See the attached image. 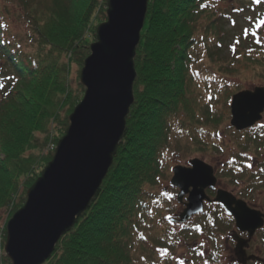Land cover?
<instances>
[{"label":"trees","instance_id":"16d2710c","mask_svg":"<svg viewBox=\"0 0 264 264\" xmlns=\"http://www.w3.org/2000/svg\"><path fill=\"white\" fill-rule=\"evenodd\" d=\"M14 1L30 22L21 37L0 3V210L9 208L10 215L51 161L48 142L56 145L65 135L84 93L80 84L79 91L70 86V65L83 67L107 20L106 0ZM135 68L134 104L113 164L90 208L45 264H172L182 239L203 230L202 217L214 225L207 231L215 242V226L231 231L233 219L218 204L173 231L162 188L174 154H222V130L236 137L235 147L264 150V127H224L232 97L242 91L228 79L264 74V0H149ZM240 155L219 171L232 185L248 172ZM258 173L261 180L242 194L264 197V164ZM216 253L209 262H217ZM2 263L11 264L4 252Z\"/></svg>","mask_w":264,"mask_h":264},{"label":"water","instance_id":"95a60500","mask_svg":"<svg viewBox=\"0 0 264 264\" xmlns=\"http://www.w3.org/2000/svg\"><path fill=\"white\" fill-rule=\"evenodd\" d=\"M149 0H107V20L96 32V42L85 60L80 83L82 101L69 116V126L58 142L51 162L26 193V201L7 224L5 254L11 264H45L60 239L73 230L105 180L124 138L134 104L136 50L140 44ZM230 125L246 131L263 120L264 87L244 90L232 97ZM171 186L188 195L185 210L171 223L185 224L204 212L206 203H218L233 217L236 255L242 264L252 258L245 249L264 227V214L251 209L227 191L214 200L206 190L215 188L214 169L199 159L190 167L172 170Z\"/></svg>","mask_w":264,"mask_h":264},{"label":"rangeland","instance_id":"374dc122","mask_svg":"<svg viewBox=\"0 0 264 264\" xmlns=\"http://www.w3.org/2000/svg\"><path fill=\"white\" fill-rule=\"evenodd\" d=\"M0 3L3 5H7L6 6L7 10L10 11L9 12L10 16L8 15V17H9V21L11 23L12 29L16 33L21 34V37L27 35L29 32L28 27H29L30 21L27 19L26 15L24 16V13L16 6V1H14V0H0ZM106 4H107V0H106ZM229 5H230V3L225 4L224 8L228 7ZM251 16H252L251 12L249 11V13L247 14V18L249 20H251L252 19V18H250ZM145 22H146V20H145ZM144 27H145V24H144ZM96 32H97V30H96ZM224 55L225 56L229 55V52L226 51L225 49L223 51V56ZM83 66H84V64H83ZM82 69H83V67L79 68L76 64L70 65L69 84L71 87H73V90H75V91L80 90V85H81L80 75H81ZM243 77L241 78L242 80H239V79H234V80L228 79V80L232 84H237L238 86H240L242 91L254 90L255 87H264V74L258 75L256 73L248 72V74L244 78ZM84 92H85V89H84ZM83 96H84V93H83ZM83 96H82V99H83ZM62 115L66 116V111H63ZM230 120L224 127H226V128H228L227 126L231 127ZM257 125L259 127H264V114H263V120ZM222 131L223 132L220 133V138L222 139L221 141H223V143L226 147L222 154H220V155L214 154L213 155V154H206V153L198 152V153L192 154L191 156L186 157V156L182 155V153H178V154L176 153L171 157L170 164H169L168 168L166 169L168 171V172L166 171V173L168 175L165 178H167V179L164 180V183H163L164 186L162 188L163 193L166 195V197L168 199L167 203L165 204L167 209H168V206L172 207V209H168L170 211L172 210V212L169 214V218H167V220H169L170 223H171L172 219L174 220V219L178 218L179 214L183 210H185L184 204L187 203V198H188V195H186L183 198L182 202H179L178 194H179L180 190L171 186V179L173 176L172 170L176 166H182V167L189 168L190 167V161H192L194 159L202 160L203 162H205L207 165L211 166L214 169V174H215V177L217 179L216 188L218 190L227 191V192L231 193L232 195H234L235 197L241 198L244 202H246L248 204V206L251 209L259 210L264 214V197H263V194H260L257 191L250 193V196H247V195L241 193L242 189L247 187V185H250L251 182H258L261 180V178L258 177V175H259L258 172H259L261 164H264V150L262 152L261 151H257V152L255 151L254 152L252 149L249 150V148H246V149L243 148L242 149L239 145H236V147H235L232 145L231 140L233 138H236V137H233V135H231V133L229 134L230 130H229V132L226 130H222ZM236 132H238V131H236ZM241 132H244V131H241ZM57 144L55 145L52 141H49L47 148H45L44 151L54 152ZM237 153H238V155L241 154L245 157L246 160L244 161V164H245V168L248 170V172L244 175V177H239V179L241 178V180H239L240 181L239 184L232 185V184L228 183L229 178H223L219 175V171L222 169V166L224 165V163H226V162L228 163V162L233 161L232 159L235 158L234 154H237ZM43 170H42V172H43ZM251 174H254V175H251ZM40 176H39V178H40ZM170 187H172L173 190ZM26 193H25V197H26ZM214 195H215L214 192H212V194H209V196H211L210 198H213ZM209 205L211 206V205H217V204L207 203L205 205L204 209L206 210V208ZM216 211L219 212L220 209L216 208L215 212ZM10 214H11V212H10L9 208H3L0 210V252L1 253L4 252V254H5V250H4L5 244L2 245V243H5L6 239H4L3 236L1 237V234H2L4 229L7 230V224L9 223V221L14 216V214L13 215H10ZM200 215H202V214H200ZM216 216H219V215L217 214ZM224 216L225 215L223 214L224 220L228 222L227 218ZM217 218L218 217H214V220H212V221L214 222L215 219H217ZM220 218L221 217H219L218 219H220ZM202 220L204 222V225H202L204 227L203 230L199 229L198 232L196 233L197 235L193 236L190 239H186V238H183L184 240L182 239V241H181L182 244L180 245L181 247L178 248V250H176L175 257H174L175 260L171 261L172 264H242L240 262V259L236 255L235 249H236L237 243L235 241V236L236 237L239 236V238L247 240L249 238V235L246 233L245 234L239 233V231L235 227V222L233 220L232 223L229 222V223H231L230 225H227L229 227L231 226V231L225 230L221 225H220V228H218V226H215L213 231L218 235V237H217L218 241L215 242L213 237L208 236L209 232H211V231H209V232L207 231L208 228L212 229L214 227V225L211 223H208L206 225L205 224V222H206L205 217H202ZM184 225L185 224H180L177 222L171 223L172 230L175 232H179L182 228L181 226H184ZM262 230H264V227L259 231H262ZM259 231H257L256 234L253 236V238L250 239L248 247L245 249L247 257L252 258L251 260L247 261L246 264H264V254L261 253L260 248H259V243H258L259 238L261 237ZM213 252L214 253L217 252L216 254L219 255L217 262H212V261L209 262L210 257H211ZM198 254L201 255L199 257L201 259V261L197 260L194 256V255L198 256Z\"/></svg>","mask_w":264,"mask_h":264},{"label":"flooded vegetation","instance_id":"af4514ba","mask_svg":"<svg viewBox=\"0 0 264 264\" xmlns=\"http://www.w3.org/2000/svg\"><path fill=\"white\" fill-rule=\"evenodd\" d=\"M217 188L215 187V188H209V189H207L206 190V195L210 198L211 196H209V194H212V192H214L215 193V195L213 196V198H210L211 200H213L215 197H216V193H217ZM238 200H242L241 198H238V197H236ZM243 201V200H242ZM219 205V204H218ZM237 258V257H236Z\"/></svg>","mask_w":264,"mask_h":264},{"label":"built area","instance_id":"2783aa9c","mask_svg":"<svg viewBox=\"0 0 264 264\" xmlns=\"http://www.w3.org/2000/svg\"><path fill=\"white\" fill-rule=\"evenodd\" d=\"M0 255H2V253L0 252Z\"/></svg>","mask_w":264,"mask_h":264}]
</instances>
